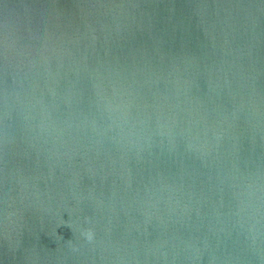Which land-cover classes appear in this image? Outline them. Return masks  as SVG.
I'll return each instance as SVG.
<instances>
[{"label":"water","instance_id":"water-1","mask_svg":"<svg viewBox=\"0 0 264 264\" xmlns=\"http://www.w3.org/2000/svg\"><path fill=\"white\" fill-rule=\"evenodd\" d=\"M0 264H264V0H0Z\"/></svg>","mask_w":264,"mask_h":264},{"label":"clouds","instance_id":"clouds-1","mask_svg":"<svg viewBox=\"0 0 264 264\" xmlns=\"http://www.w3.org/2000/svg\"><path fill=\"white\" fill-rule=\"evenodd\" d=\"M86 238L88 239V240H91L92 239V234L89 232V233H87L86 234Z\"/></svg>","mask_w":264,"mask_h":264}]
</instances>
